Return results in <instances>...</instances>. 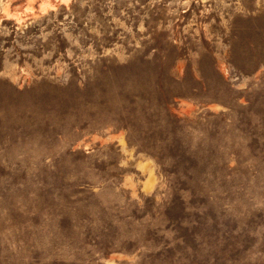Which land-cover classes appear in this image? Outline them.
<instances>
[{
    "label": "rangeland",
    "instance_id": "1",
    "mask_svg": "<svg viewBox=\"0 0 264 264\" xmlns=\"http://www.w3.org/2000/svg\"><path fill=\"white\" fill-rule=\"evenodd\" d=\"M0 264H264V0H0Z\"/></svg>",
    "mask_w": 264,
    "mask_h": 264
}]
</instances>
